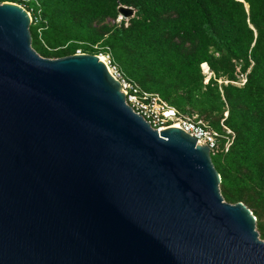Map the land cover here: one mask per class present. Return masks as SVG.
I'll return each instance as SVG.
<instances>
[{"label": "water", "instance_id": "water-1", "mask_svg": "<svg viewBox=\"0 0 264 264\" xmlns=\"http://www.w3.org/2000/svg\"><path fill=\"white\" fill-rule=\"evenodd\" d=\"M30 24L0 2V264H264L210 148L153 129L98 55L42 57Z\"/></svg>", "mask_w": 264, "mask_h": 264}, {"label": "trees", "instance_id": "trees-1", "mask_svg": "<svg viewBox=\"0 0 264 264\" xmlns=\"http://www.w3.org/2000/svg\"><path fill=\"white\" fill-rule=\"evenodd\" d=\"M6 1L39 16L29 30L42 57L109 54L178 111L222 134V124L229 128L231 145L225 151L221 138L211 155L220 192L251 210L264 240V0ZM119 5L134 7V16L116 22Z\"/></svg>", "mask_w": 264, "mask_h": 264}, {"label": "built area", "instance_id": "built-area-1", "mask_svg": "<svg viewBox=\"0 0 264 264\" xmlns=\"http://www.w3.org/2000/svg\"><path fill=\"white\" fill-rule=\"evenodd\" d=\"M20 6L26 10L23 5ZM26 11L30 15L31 23H36L39 20V16L31 15V10ZM118 18L120 20L121 16L119 15ZM76 53L82 52L78 50ZM98 56H102L108 72L120 83L121 91L126 97V105L131 107L132 111L137 115L140 114L146 122L150 123L153 129L158 131L167 127L184 129L186 133L195 137L202 144L207 145L210 148V155L220 151L219 140L225 138L224 150L227 151L234 137L233 132L229 128L221 123L225 131V134H222L203 119L198 118L196 114L187 115L178 111L159 94L144 90L135 81L128 78L112 61L109 54H99ZM244 82L245 78L242 77L237 84L242 85Z\"/></svg>", "mask_w": 264, "mask_h": 264}, {"label": "rangeland", "instance_id": "rangeland-1", "mask_svg": "<svg viewBox=\"0 0 264 264\" xmlns=\"http://www.w3.org/2000/svg\"><path fill=\"white\" fill-rule=\"evenodd\" d=\"M119 18H117L115 21L116 22H118L119 20H118ZM121 19H125V18H122L121 17ZM125 20H127V19H125ZM110 23L112 22V20H108ZM202 68V67H201ZM203 69V68H202ZM203 73H204V75H205V82L208 80V78H209V76L211 75V73H210V71L208 72V69H207V67L206 68H204L203 69ZM235 84H237V82H234ZM257 230V229H256Z\"/></svg>", "mask_w": 264, "mask_h": 264}, {"label": "bare ground", "instance_id": "bare-ground-1", "mask_svg": "<svg viewBox=\"0 0 264 264\" xmlns=\"http://www.w3.org/2000/svg\"><path fill=\"white\" fill-rule=\"evenodd\" d=\"M99 59L101 60V61H103V58H102V56H99ZM207 67V65L206 64H202V68L204 69V68H206Z\"/></svg>", "mask_w": 264, "mask_h": 264}]
</instances>
